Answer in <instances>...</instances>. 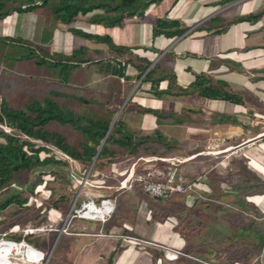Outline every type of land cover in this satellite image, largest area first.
Returning <instances> with one entry per match:
<instances>
[{
	"label": "rangeland",
	"instance_id": "obj_1",
	"mask_svg": "<svg viewBox=\"0 0 264 264\" xmlns=\"http://www.w3.org/2000/svg\"><path fill=\"white\" fill-rule=\"evenodd\" d=\"M167 1L171 2L172 0ZM56 2H58V0H51L43 10H37L33 15L29 14L30 26L28 25V36L30 38L29 42H31L30 48L35 50L34 52L39 57H44L45 54H49L52 61H61L63 66L68 65L72 67L69 79L67 81L63 80L61 74L62 66L53 67L46 64L38 67L34 60L19 59L22 55H26L32 51L30 48L25 47L24 44L18 42L14 44L11 42L12 40L16 41V39H18L17 33L19 29H22V23L19 24V29L14 27V29L11 30L2 27L4 30L3 34L5 35H0V37H6V39H10L11 41L0 40V99H4L14 108L24 110L28 105L32 104L33 101L43 103L45 99L50 98L56 101L63 111H73L84 124H87L85 118L108 122L109 131L105 138L98 145H95L92 142L90 143L89 139L87 141V137L80 132V130L73 128L71 125L52 123L49 129L61 133L66 138L68 144L72 146L77 145L80 149L87 143L88 146L96 147L93 155L94 157L91 159L90 163L82 161L83 163H81V166H79L76 161L69 160L71 162V167L69 168L68 174H70V172L73 173L77 180L73 178L72 181V179H70L71 185L70 182L63 179L65 174L63 177H58V179L55 180L51 178L48 182V191L45 189L46 192L41 193L43 199L39 198L37 195L29 196L32 203H36V206H39L45 201V204L49 205V210L44 216H47L49 213L50 219L55 218L58 220L59 217L63 215H61L59 210L53 209L55 208L54 206L59 203L63 205L70 203L71 198L69 195L72 191H76V189L74 191L73 188L77 187V189H79V187H82L80 182L88 183L89 181L90 185L87 184L84 188L105 187L112 190L116 189L121 193L122 182L128 178L131 173L132 163L135 160L144 158L145 162L141 161L139 163L140 167L137 168L136 175L143 173L144 170L146 173L155 170H170L171 173L177 174L176 179L178 181L188 186V192L186 194H176L172 196L173 198L170 197L160 200H174L172 206L166 209V211L170 210L171 216L169 218L167 216H162L160 222H165L164 220H166L168 223L172 224V226H176L179 215L184 213L187 208L186 204L189 203L188 197L192 196L194 198L192 205L197 208H187V216L184 220L186 225L183 227L186 232L189 231V233H191L188 238L189 245L181 243L178 239H174L171 244L161 242L160 245H150L144 242V240L139 239L137 248L135 247L124 251L120 264L123 263L125 258L130 257L131 253H133V256L135 253H138L137 249H139L144 256L140 257L136 264H219L220 261L215 260L213 256H210L209 261L197 259L203 252H207V250L210 251L211 249H213L214 253H211L212 255H215L214 250L224 253L223 255L231 253L232 256L228 264H264V210H262L264 209V198L255 197L264 196V174L261 172L262 174L258 173V176H252L254 183V198H251V201L253 200L252 202L255 204L251 205L244 202V194L241 192L243 188L240 186L235 187L237 190L235 196L220 195L224 194V192L220 190L223 189V187L225 191L229 192L230 189L228 187L233 186V183H235L233 180H231L232 183L230 182V184L224 182V184H226L225 186L223 185V181H219L222 188H220V186L216 187V184H212V182L208 184L204 183V181H210V176L202 177L203 170H201V167L203 161L207 162L209 160V162H212L211 164L214 166L215 170L223 173L227 172V166L233 161L227 162L232 158H229L231 157L229 154H224L228 149L224 150L223 146H220L223 141L222 143L220 142V145H208L209 149L207 147L205 150V156L199 157L200 150L204 149L205 141L201 136H196L198 133L199 135L202 133V131L196 129L199 123L197 120L201 116V114L198 116L197 109L186 111V109L181 108V111H183L181 114L182 116L192 113L191 115L193 118L191 122L192 125H186L193 135H185L184 144L181 145L180 142L182 143V140L174 139L175 135L177 139H179L177 135L179 134L178 128L172 127L171 131L168 133L170 136H167L165 130L170 129L171 125L168 126V124H166V126L163 122L162 125L157 123L155 126V124L152 123L153 117L151 116H157V113L151 116H145L143 122H141L140 115L142 114L141 111L144 110L143 106L145 104H151L152 107L156 108L160 103H158L157 100L150 99L148 96H144V91H141L142 94L140 92H137V94L135 93L129 100L131 94L135 91L134 89L139 85L140 73L137 76L133 68L130 67L127 74L131 75V80L116 79L107 72L102 71L100 64H89L93 61L105 62L110 60L116 54L111 50L112 47L117 46L116 44L122 45L120 47L125 50L117 53V55H129L133 53L131 48H129L132 47V42L128 32L129 29L125 26L126 24L117 29L107 31L91 21L92 14L78 16L72 23L64 24L59 22L52 13V7ZM166 9V4L161 3L159 6L153 5L151 6L149 17L153 18ZM13 15L16 16L14 12ZM77 31H82L93 37L87 39L79 35ZM109 35L114 37V42ZM23 40H26L25 37ZM36 46H40L44 51L41 52L36 50ZM145 52L148 53L146 50L143 53L145 54ZM83 60H85V63H82ZM75 63H79L81 66L73 68ZM156 74L158 78L163 76L158 69L156 70ZM146 86L148 87L149 85H145V87ZM52 93H57L58 95H52ZM166 98L168 97L164 95L163 99ZM190 99L182 98L184 103L188 106H191L190 104H197L196 100L191 101ZM161 105L165 107L164 103H161ZM171 106H173V104H170V107ZM158 110L160 113L161 111L165 112V110ZM119 123L122 124L120 126L124 131L128 132V134L131 135L133 132L139 134V136L135 135L137 137L136 141L138 142L141 141V138L146 136V133L141 131V127L146 129L145 131L152 132L159 125L160 130L157 128L158 130L156 133L153 132L155 135L149 136L147 140L148 143L145 144L144 147L145 150L139 149L138 154L130 155L126 153V148H122L116 143V140L124 139L125 135H127L126 132L123 134L114 133L113 138L110 139V131L115 129L117 127L116 125ZM200 126H202V124ZM150 127L155 128H152V130ZM108 140L111 150L101 154L102 149L100 150V147L102 143L104 146ZM243 148L244 147L241 149ZM113 149H115L116 152H113ZM59 153L61 154V152ZM201 154L203 155V152ZM45 156V154L42 155V157ZM224 157L229 159H225ZM148 160H152V162H148ZM243 161L245 160H240V158H238L233 165L236 164V166H238L237 163H244ZM190 163L194 166V171L187 173L183 167ZM88 171L93 174L95 173V177L90 174L88 178ZM240 175L243 176L244 173H240ZM109 178L110 180L112 179L111 185L102 184L107 179L109 180ZM151 178L158 181L155 177ZM20 180L22 184L30 186V193H32L31 189L33 185L38 182L34 172L22 173L20 175ZM100 181L102 182L101 184ZM205 185L208 186L206 187ZM44 187L45 184L39 187L38 190L41 191ZM25 188L26 187H18L17 189H13V193L11 191L10 194H17L20 199L24 197L27 198V196L30 195L28 194L29 192L27 196L21 194ZM86 190L87 189L83 191L80 201L77 200L78 202H74L70 208H72L75 203H78V207L75 205L74 209H79L83 202H87V198L84 197L86 195L88 196V191L86 192ZM50 193H53V196L48 198L47 195ZM6 197L7 196L4 194L0 195V202ZM94 199L96 203L100 205V201L104 199V197L99 199V196H95ZM31 200L29 205H31ZM112 202L113 204L115 203L114 200H112ZM122 204L124 206L121 207V211L125 210V206L129 205L126 202ZM160 211L161 213L164 212L162 209H160ZM37 213H40V211L37 210L35 206H29L27 209L23 210L22 206L16 204L9 207L8 210L3 212L0 211V219L7 217V221H9L7 223L2 222V225L0 224V243L12 241L20 244L23 239H27L26 241L33 247L42 246L45 254L43 260L39 262L30 255V252L27 254V252L23 250L22 253H14L11 255L10 260L24 264H31V262L35 264H55V260L58 259L57 256L70 257L74 251L77 252L78 250L82 253H86L88 247L92 246L99 248V246L101 247L103 245V241H107L104 239H109L101 237L91 238L87 237L88 235L84 232H76L85 229L87 220H79L72 216L68 223V228L73 234H62L57 241L56 251L54 248L52 252L51 249L58 238V233H56V235L54 234V242L53 240H49L52 234L43 238H24L23 233H17L19 229H21L22 232V228L25 227L29 221L39 219V224L43 223V218L40 216L36 217ZM213 213H220L222 217L229 219V229L232 227L236 233L234 231L229 232V229L223 226L222 229L220 227V233L211 230V228L208 227V225L211 226L208 222H212L210 220L212 218H217L216 215H212ZM62 214L66 213L62 212ZM113 216L114 214L112 218ZM203 216H209L210 221L206 222V225L200 224V219H202ZM12 218L13 221H11ZM197 223L199 225H197ZM213 225L217 227L218 224L215 223ZM200 229H202V234L199 232ZM12 231L13 233L10 234ZM53 253L54 255L52 256ZM103 254H105L104 257H99L98 260L100 261L102 259L103 262L107 263L108 255L105 252ZM136 256L137 254L135 257ZM135 257H133L132 261ZM213 260H215L216 263ZM84 264L91 263L85 262Z\"/></svg>",
	"mask_w": 264,
	"mask_h": 264
},
{
	"label": "crops",
	"instance_id": "obj_2",
	"mask_svg": "<svg viewBox=\"0 0 264 264\" xmlns=\"http://www.w3.org/2000/svg\"><path fill=\"white\" fill-rule=\"evenodd\" d=\"M175 1L176 0H172L171 2L163 0L161 3L166 4L167 9L153 18L149 17L150 7L143 19L131 18V20H125L121 25L113 28L106 27L103 24L100 25L108 31L117 29L126 24L125 26L129 29L128 32L132 42V47L129 48H131L133 53L121 55L124 58H133L135 65H131L130 67L133 68L137 75L141 73L140 70L135 67L141 64V60H137L138 57L143 55L141 59L144 62L148 60L149 63H151L147 71L139 78V85L137 88L139 87L140 89L134 91L129 100L135 93H141V91L145 92L144 96L157 100L160 105L156 108L152 107L151 104H145L143 106L144 110L141 111L142 114L140 115L141 122H143L145 116H151L157 113V116H151L153 117L152 123L155 124V126L157 123L162 125L163 122L165 123L164 125H171L170 129L165 130L167 136H170L168 133L171 131L172 127L178 128L179 134L177 135L179 139H177L176 135L174 139L182 140L180 145L184 144L185 135H193L186 127L188 124L192 125V113L189 112L190 114L182 116L181 114L183 111H181V108L186 109V111L197 109L198 116H200L199 114H201V116L197 120L199 123L196 129L202 131V133H200V135L198 133L196 136H201L205 141L204 149L200 150L199 157L205 156L204 152L208 145H220L223 141L220 146H223L224 150L228 149L224 154H229V156H231L229 158L232 159L224 158L229 159L227 162L233 161L227 166V172L224 173L215 170L214 166L211 164L212 162H209V160L207 162L203 161L201 167V170H203L202 177L210 176V181H204V183L208 184L212 182V184H216V187L220 186V188H222L219 181H223V185L225 186L226 184H224V182L230 184L231 180H233L235 181L233 186L228 187L230 190L227 188L229 192L225 191L223 187V189L220 190L223 191L224 194L220 195L235 196L237 191L235 187L240 186L243 188L241 192L244 194V202L250 205L255 204L251 201V198H254V183L252 176H258V173L260 174L261 172L264 174V0H179L177 4H174ZM160 4L153 5L159 6ZM41 9L43 10L44 8ZM35 12L14 13L16 16L13 15L12 12L7 18L0 20V35H5L3 34L4 30L2 27L11 30L14 29V27L19 29V24L22 23V29H19L17 36L22 39L25 37V41L31 44L28 36V25L30 26L29 14L33 15ZM163 18L170 21H180L183 27L187 28V32L179 38L164 36L154 37L153 29L156 27V22L158 19ZM109 37H111L114 42V37L111 35H109ZM116 45L117 47L122 46L119 44ZM145 50L148 53L145 52L144 54L143 52ZM36 66L41 67L38 64H36ZM153 67L156 68L153 78H155V76L158 78L156 74L157 69L168 78L162 82V89L168 90L169 85H171L170 83L173 84L171 85L173 88H190L198 77L203 76L213 85L217 82L226 83L227 91L235 95L241 103L238 104L237 102L219 99L211 100L192 93L181 96L166 93L161 97H156L150 89L151 82H143L145 75ZM127 77L131 80V75L127 74ZM172 78L173 80L171 81ZM145 85L149 86L145 87ZM164 95L169 99H163ZM183 97L187 99L191 98V101L196 100L197 104H190L191 106H188L182 100ZM161 103H164L165 107L161 105ZM170 104H173V106L170 107ZM158 109L165 110V112L161 111L160 113ZM201 124L202 126H200ZM159 125L156 128L154 127L155 129L150 127V129H154H152V132L145 131L146 129L143 127H141V131L146 133V136L155 135L154 133L159 129ZM130 129L134 131L132 128ZM135 135L139 136L137 133H135ZM242 147L244 148L241 149ZM202 152L203 155L201 154ZM238 158H240V160H245L243 161L244 163H237L238 166H236V164L233 165ZM193 167L194 166L190 163L185 165L183 169L188 173L194 171ZM240 173H244V175L241 176ZM60 174L61 176L65 174L64 178L70 182V178L67 177L68 174L62 172H60ZM91 176L95 177V173H91ZM109 180L107 179L104 183L100 181V184L111 185L112 179ZM205 186L207 187L208 185ZM73 189L74 191L76 189V191H72V194L70 193V203H66L65 205L62 203L55 206L53 205L55 207L53 209L59 210L63 216H60L58 220L56 219L57 221L55 218L49 219L48 216H43L41 217L43 221L45 223L48 222V224L60 225L65 220L63 217H66L70 212L71 205L76 202L77 199L80 201L83 191L87 189L86 192L88 191V196L86 192V196H84L87 198L86 201L93 200L96 203L94 199L95 196H99V199L104 197L115 201L114 216L104 227L105 232L112 233V235L98 236L97 232L100 225L97 222L87 221L85 229L77 231L78 233L84 232L88 235L87 237L91 238L101 237L109 239H104L107 241H103V245L101 247L99 246V248L92 246L88 247L86 253H82L78 250L77 252L74 251L75 253L73 252L74 254L72 253L70 257L57 256L58 259L55 260V264H84L85 262H90L91 264H120L124 251L135 247L137 248L139 239L144 240V242L150 245H160L161 242L171 244L174 239H178L181 243L189 245L188 238L191 233H189V231L186 232L183 227L186 225L184 220L187 216L188 209L197 208L192 205L194 202L192 196L188 197L189 203L186 204L188 209L186 208L184 213L179 215L177 225L172 226V224L168 223L166 220H164L165 222L160 221L162 216H167L168 218L171 216L170 210L166 211V209L172 206L174 200L169 201L170 199H168L160 201L153 199L143 191L140 185H136L130 190L121 189V193L116 189L112 190L105 187H79V189L75 187ZM255 197L264 198V196ZM41 198L43 199V197ZM60 200L63 201L62 199ZM121 202L129 204L125 206V210L123 211H121V207L124 205ZM76 206L78 207V203ZM160 209L164 212L161 213ZM62 212L66 214H62ZM212 215H216L217 218H212L210 219L212 222H208L210 221L209 216H203L202 219H200V224L206 225V222L210 223L211 226L207 224L208 227L217 233H220L219 230L220 227L222 229V226L229 229V219L222 217L220 213H213ZM30 222L31 221L28 223ZM34 223L36 225H41L39 224V219L35 220ZM215 223L218 224L217 227L213 225ZM197 225L199 224L197 223ZM233 231L236 233L231 227L229 232ZM199 232L202 234V229H200ZM12 233L13 231L10 234ZM17 233L23 232L19 229ZM51 234L52 236L49 240H53L56 232L33 237L43 238ZM57 236L58 238L52 249L49 247L52 252L54 248L56 251L57 241L61 237L60 234ZM127 237L134 242H130ZM34 248L44 253L42 246H35ZM29 252L34 258L36 256L37 260L40 258L42 259L44 256L41 252L39 254L34 250H30ZM104 252L108 255L107 263L103 262L102 259L100 261L98 260L99 257H104ZM137 252L138 253H135L134 256L133 253H131V256L125 258L122 264H136L137 260L144 256L139 249H137ZM214 252L215 255H212L213 249L210 251L207 250V252H203L201 256L197 257V259L209 261L210 256H213L215 260L220 261L219 264H228L232 256L231 253L223 255L224 253L222 252H217L216 250H214ZM136 254L137 256L135 257ZM133 257H135V259L132 261ZM215 260L213 261L216 263Z\"/></svg>",
	"mask_w": 264,
	"mask_h": 264
},
{
	"label": "trees",
	"instance_id": "obj_3",
	"mask_svg": "<svg viewBox=\"0 0 264 264\" xmlns=\"http://www.w3.org/2000/svg\"><path fill=\"white\" fill-rule=\"evenodd\" d=\"M51 0H0V20H3L14 13L35 12L41 8H45ZM163 0H58L52 7V13L59 22L64 24L72 23L78 16L92 14L91 21L94 24L100 26L101 24L106 27L113 28L121 25L125 20L131 18H144L148 9L153 4H160ZM179 0H176L174 4H177ZM187 32V28L183 27L180 21H170L166 18L158 19L156 27L153 29L154 37L164 36L169 38H179ZM77 33L85 38H92L82 31ZM0 40H10L6 38H0ZM11 41V40H10ZM14 44L16 42L24 44L25 47L30 48L31 44L23 39L12 40ZM31 49V48H30ZM36 50L43 52L39 46L35 47ZM32 51L26 55H22L21 60H34L36 64L40 66L50 65L53 67H61V74L64 81H67L70 77V71L72 67L65 65L61 61L55 62L50 59L49 54H45L44 57H39ZM116 53L125 51L121 47H112L111 49ZM77 54V52H76ZM81 55V54H80ZM122 57V58H121ZM141 60L140 65L135 67L140 70L139 78L147 71L151 63L148 60L145 62ZM82 63H85L83 60ZM145 63V65H144ZM89 64H100L101 70L107 72L116 79H128L127 69L131 65H135L132 57L124 58L121 54L112 57L108 61H93ZM81 65L75 63L73 68H78ZM155 73V67H153L143 79V82H151V91L156 97H161L163 94H171L176 96L187 95L188 93L196 94L197 96L205 97L207 99L215 100H227L237 102L240 104V100L227 91L226 83L217 82L215 85L209 83V80L203 76L191 85L190 88H173L171 85H167V89H162L161 84L164 80H167V76L163 75L159 78H153ZM138 76V75H137ZM165 76V77H164ZM173 78L171 79V81ZM176 86V85H175ZM138 87L135 91L139 90ZM52 95H58L52 93ZM148 111V110H147ZM150 112V111H148ZM87 124L82 123V120L76 116L71 110L63 111L58 103L50 98L45 99L43 103L39 101H33L28 105L26 109H18L12 107L4 99H0V195H6L7 197L0 202V211L8 210L13 205L22 206L23 210L29 206L40 211L36 214V217H43L49 210V205L45 204V201L39 206L36 203H32L29 196L37 195L48 191V182L52 179H58L62 173H69L71 164L69 159L76 161L81 166L82 161L91 162L94 157V146H88L85 144L82 149L77 145L72 146L67 143L66 138L59 132H55L49 129L52 123H59L63 125H71L73 128L80 130L86 137L87 141L98 145L106 136L109 131V124L106 121H97L93 119H87ZM117 124L116 128L110 131V139L113 138V134L125 133ZM124 139L116 140L118 146L127 149V154L136 155L139 149H144L145 144L148 143L149 136L141 138L138 142L137 135L134 133L131 135L126 132ZM158 133V132H157ZM48 147L57 148L60 152L67 155L69 159L59 156L56 152ZM25 148L27 151H25ZM116 149V148H115ZM113 149V152H116ZM111 146L108 142L102 147L101 154L106 151H110ZM46 153L48 156L42 157L41 154ZM117 154V153H116ZM118 156V155H116ZM24 172H34L38 182L33 185L32 193L29 192V187L26 184H22L20 181V175ZM51 176V177H49ZM63 179L67 181L64 177ZM68 182V181H67ZM43 190L39 191L38 188L43 186ZM18 187H26L22 191V195L27 198L20 199L17 194L11 195L13 189ZM3 192V193H2ZM2 193V194H1ZM10 194V195H9ZM53 193L47 195L51 198ZM42 199V198H41ZM31 200V205H29ZM30 212V211H29ZM13 221V218L11 219ZM7 221V217L0 219V224ZM19 225V224H16ZM15 226V225H14ZM13 237V236H12Z\"/></svg>",
	"mask_w": 264,
	"mask_h": 264
},
{
	"label": "built area",
	"instance_id": "obj_4",
	"mask_svg": "<svg viewBox=\"0 0 264 264\" xmlns=\"http://www.w3.org/2000/svg\"><path fill=\"white\" fill-rule=\"evenodd\" d=\"M52 149L54 152H56L59 156L64 157L66 159H69V157L60 151L56 150L54 147H48ZM25 151L27 149L25 148ZM45 154L48 156L46 153H42L41 156ZM45 156V157H46ZM44 158V157H43ZM71 160V159H69ZM73 161V160H72ZM143 161L145 162L144 158H141L139 160H135L132 163V168L130 170V174L128 178H126L122 182V187L121 189H126L130 190L132 189L135 185H140L143 189V191L151 198L157 199V200H162V199H167L172 197L173 195L176 194H186L188 191V186L185 185V183L178 181L176 179L177 174L171 173L170 170H155L152 172H145L140 173L136 175L137 173V168L140 167V162ZM70 162V161H69ZM148 162H152V160H148ZM71 163V162H70ZM90 172L88 173V178L90 176ZM50 177V176H49ZM68 178L72 179L75 178L73 173L70 172V174L67 175ZM155 177L158 181L155 179L151 178ZM77 180V179H76ZM81 186L84 187L85 185H90L89 181L88 183L85 182H80ZM43 193V192H42ZM41 196V194H40ZM42 197V196H41ZM78 200V199H77ZM76 200V201H77ZM41 205V204H40ZM39 205V206H40ZM76 204L71 208L70 212L66 217H63L64 222H62L60 225H54L52 223L48 224V222L41 223V225H36L34 221H31L28 223L25 227H23L22 232L24 237H33V236H40V235H46L51 232H56L60 235L66 234L70 235L73 234L72 231L68 228V223L71 219L72 216L79 220H87V221H93L97 222L100 225V228L97 232L98 236H106V235H112V233H107L105 232V226L107 223L110 221L112 218V215L114 214V204L111 199L104 198L101 200L100 205L96 204L94 201H87L83 202L80 206L79 209H74ZM49 218V214L47 215ZM62 218V217H61ZM50 219V218H49ZM56 220V219H55ZM57 221V220H56ZM77 232V231H76ZM129 237H127L128 239ZM126 240V239H125ZM130 242V239H128ZM135 240V239H132ZM1 242V241H0ZM7 243L17 245L19 243L17 242H12V241H6ZM20 245L23 247V250L29 253L30 250H34L40 254V252L44 255L43 258L45 257V254L31 246L27 241L23 240ZM27 257V256H26ZM43 258L38 259L39 261L43 260ZM35 260H37V257L35 256Z\"/></svg>",
	"mask_w": 264,
	"mask_h": 264
},
{
	"label": "bare ground",
	"instance_id": "obj_5",
	"mask_svg": "<svg viewBox=\"0 0 264 264\" xmlns=\"http://www.w3.org/2000/svg\"><path fill=\"white\" fill-rule=\"evenodd\" d=\"M22 252H23V247L20 244L13 245L7 242L0 243V264H24L21 262L10 260L11 255H13L14 253L17 254ZM31 264H35V263L31 262Z\"/></svg>",
	"mask_w": 264,
	"mask_h": 264
},
{
	"label": "water",
	"instance_id": "obj_6",
	"mask_svg": "<svg viewBox=\"0 0 264 264\" xmlns=\"http://www.w3.org/2000/svg\"><path fill=\"white\" fill-rule=\"evenodd\" d=\"M102 147H103V143H102V145H101V147H100V150L102 149Z\"/></svg>",
	"mask_w": 264,
	"mask_h": 264
}]
</instances>
